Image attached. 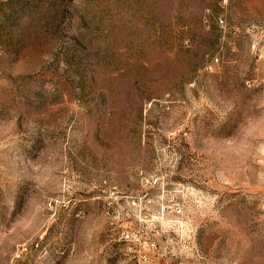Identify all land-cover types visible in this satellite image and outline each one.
Here are the masks:
<instances>
[{
	"label": "rangeland",
	"instance_id": "1",
	"mask_svg": "<svg viewBox=\"0 0 264 264\" xmlns=\"http://www.w3.org/2000/svg\"><path fill=\"white\" fill-rule=\"evenodd\" d=\"M225 1L0 0V264H264V11Z\"/></svg>",
	"mask_w": 264,
	"mask_h": 264
},
{
	"label": "crops",
	"instance_id": "2",
	"mask_svg": "<svg viewBox=\"0 0 264 264\" xmlns=\"http://www.w3.org/2000/svg\"><path fill=\"white\" fill-rule=\"evenodd\" d=\"M227 4L229 3L232 5L233 3H236L237 1L235 0H226L225 1ZM241 9H253L255 11H264V0H243L240 2ZM243 10V11H244ZM251 19H254L252 17H248ZM241 28V29H240ZM240 28L236 29L234 32L237 31H243L246 34H250L251 36L264 33V22H259L258 20H251L248 22H245ZM262 48L264 49V44H262Z\"/></svg>",
	"mask_w": 264,
	"mask_h": 264
},
{
	"label": "built area",
	"instance_id": "3",
	"mask_svg": "<svg viewBox=\"0 0 264 264\" xmlns=\"http://www.w3.org/2000/svg\"><path fill=\"white\" fill-rule=\"evenodd\" d=\"M218 25L223 29V30H225L226 29V22H225V20L224 19H219L218 21ZM261 46V41H259V40H257L256 38H254V40H253V47H260ZM219 63V58H215L214 60H213V64H218ZM177 212L178 213H182V209H180V208H178L177 209ZM153 246L154 247H156V245L155 244H153ZM164 253H156V258H146V261L147 262H150V263H153V264H158V263H155V261L157 260V259H160V258H163L164 257ZM154 259V260H153ZM160 264H193V263H189V262H187L186 260H184V259H181V260H179V261H177V262H175V263H169L168 261H166V262H163V263H160Z\"/></svg>",
	"mask_w": 264,
	"mask_h": 264
}]
</instances>
